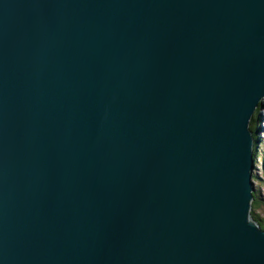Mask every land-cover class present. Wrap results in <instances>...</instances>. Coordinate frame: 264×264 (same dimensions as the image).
<instances>
[{
	"label": "water",
	"instance_id": "water-1",
	"mask_svg": "<svg viewBox=\"0 0 264 264\" xmlns=\"http://www.w3.org/2000/svg\"><path fill=\"white\" fill-rule=\"evenodd\" d=\"M262 100L264 0H0V264H264Z\"/></svg>",
	"mask_w": 264,
	"mask_h": 264
},
{
	"label": "rangeland",
	"instance_id": "rangeland-1",
	"mask_svg": "<svg viewBox=\"0 0 264 264\" xmlns=\"http://www.w3.org/2000/svg\"><path fill=\"white\" fill-rule=\"evenodd\" d=\"M250 127L257 128L255 138L257 140L256 161L253 170L254 192L259 201L257 206L251 209L256 212L257 216L264 219V100L259 108L253 113L250 120Z\"/></svg>",
	"mask_w": 264,
	"mask_h": 264
},
{
	"label": "trees",
	"instance_id": "trees-1",
	"mask_svg": "<svg viewBox=\"0 0 264 264\" xmlns=\"http://www.w3.org/2000/svg\"><path fill=\"white\" fill-rule=\"evenodd\" d=\"M258 108L259 107H257L256 110ZM252 130H253V136L255 138V134H256L255 131H257V128H254V129L252 128ZM256 144H257V141H255V143H254V145H255L254 148H256V146H257ZM254 155L257 158L256 151H255V154ZM253 194H254V198H253V201H252V206L254 207V206H257L258 205L259 201L257 200L256 193L254 191H253ZM251 215L254 217V219L256 220V222L262 227V229H264V219H261L260 217H258L257 214H256V212H254L253 209H251Z\"/></svg>",
	"mask_w": 264,
	"mask_h": 264
},
{
	"label": "bare ground",
	"instance_id": "bare-ground-1",
	"mask_svg": "<svg viewBox=\"0 0 264 264\" xmlns=\"http://www.w3.org/2000/svg\"><path fill=\"white\" fill-rule=\"evenodd\" d=\"M252 119V118H251ZM257 149V146L256 148H254V146L252 147L251 149V159H252V162L255 164V161H256V156L254 155L255 154V151ZM256 221V220H255ZM260 226V225H259ZM261 227V226H260ZM262 228V227H261Z\"/></svg>",
	"mask_w": 264,
	"mask_h": 264
}]
</instances>
